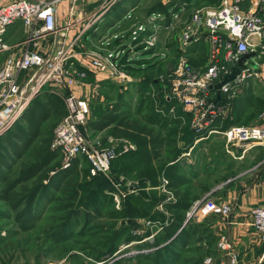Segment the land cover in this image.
I'll return each instance as SVG.
<instances>
[{"label": "built area", "instance_id": "1", "mask_svg": "<svg viewBox=\"0 0 264 264\" xmlns=\"http://www.w3.org/2000/svg\"><path fill=\"white\" fill-rule=\"evenodd\" d=\"M61 1L67 2L66 21L59 25L56 14ZM87 1L95 0H10L0 3V53L8 48L3 33L15 20H19L25 30L26 45L32 43L38 46L39 38L52 35L48 42L50 47L48 43L46 47L42 46V53L25 48L19 54L3 59L0 67V135L11 128L43 86L52 85L56 93L62 95L64 104V113L54 125L50 139L51 148L57 149L62 156V167L80 155L87 159L90 174H104L118 153L112 146L88 145L85 134L80 130L88 114V103L85 97L76 95L74 89L85 83L87 72L103 74L105 78H129L123 69L131 59L125 49L129 51L130 46L136 45L143 50L151 48L157 41V29L148 30L144 23L132 25L128 33L130 43L124 50L114 46L101 51L108 45V35L102 37L97 48L84 49L79 41L81 33L116 0H101L92 14L85 15L82 4ZM180 7L181 11L183 2ZM175 13L177 11H170L171 16ZM150 15L148 20L153 19ZM167 23L169 30L175 27L173 32L177 35L179 54L167 78L165 90L188 113L192 131L199 136L219 133L224 138L225 148L239 146L243 147V152L256 145H264V125L214 126V122L224 115L226 106L213 100L216 95L214 84L230 72V67H237L238 72L230 81L219 86V96L232 97L239 82L258 76L254 65L264 53V0H218L214 5L191 7L187 16L177 20V25L172 21ZM74 25L80 28L71 39H66L67 29ZM115 37L113 35L112 38ZM200 40L206 43L207 54L202 65L194 66L185 51L190 44ZM23 71L27 74L19 81ZM88 85L94 89L97 83H85L84 87ZM169 111H172L171 107ZM259 117L264 119V111ZM164 183L161 178V185ZM220 211L228 213L229 206L220 205ZM250 219V225L256 229L259 241L264 244V197L261 205L250 210ZM216 245L220 249L228 248L223 239ZM203 263L237 264V260L227 253L224 260L213 263L207 257Z\"/></svg>", "mask_w": 264, "mask_h": 264}, {"label": "rangeland", "instance_id": "2", "mask_svg": "<svg viewBox=\"0 0 264 264\" xmlns=\"http://www.w3.org/2000/svg\"><path fill=\"white\" fill-rule=\"evenodd\" d=\"M155 1L157 0H118L110 9L107 8L106 11L103 12L104 14H101L102 16L100 15L96 19L97 23L94 26H92L94 22L90 24L87 28L89 31L84 33L82 38L88 39L93 33L101 35L102 31L108 27L109 23L112 20L117 19L115 18L116 16L120 17L126 9L130 8L128 11V21H125L124 23L122 22L124 19L120 21L121 23L117 29L118 33H124L127 31L129 33V25L133 20L134 22L140 21L145 23L148 30L152 28L157 29L155 33L157 41L154 42L155 44L151 48L143 50L138 45L135 47L130 46L131 49L127 47L131 51L128 56L131 58L130 62L132 61V67L142 69L155 63L156 66L150 67L152 69L151 72L157 79L161 80L173 69L176 57L179 54L177 48L175 51L174 42L171 40V33L174 31L175 27H172L169 30L167 22H176L177 25V20H181L184 13L181 12L180 14L179 11L172 16L170 12L169 14L163 12L158 14L153 13L150 15L153 19L148 20L149 14H146V11ZM164 1L167 3L171 0ZM200 1L203 0H198V2ZM118 13L121 14L117 15ZM79 28L80 26H78L77 29ZM22 30L26 37L23 27ZM95 40L96 39L94 37L92 38V36L89 39V41H92L93 43ZM124 40V37L119 39L121 42ZM198 42H202V40ZM195 45L196 46H194L193 49L194 61H198V59L200 61L203 57L204 51L201 44ZM119 46L122 50L126 48V45L123 46V43H120ZM150 49L152 51L146 52ZM128 76L129 78H124L122 80L104 77V80L101 81H104L103 84H97L94 89H91L90 85L82 89L80 96L85 97L87 100L88 114L84 119L80 130L85 134L88 145H99L100 147L112 146L118 155H123L135 150V145L132 142L120 138L112 139L107 135V131L96 133L89 131L87 129V123L90 119L94 118L91 109L95 110L98 108L99 110L105 107L107 108L108 106L112 107L114 103H119L121 101L123 107L122 111H127L132 114L133 117H137L140 120L149 116L147 105L150 100L154 101L153 105L155 110H160L156 103L157 99L155 97L158 95V90L155 89V86L149 85L147 87V84L139 82L141 79L140 75L133 76L128 74ZM84 85L85 83L80 86L82 87ZM47 86L56 91L54 86ZM60 97H62V95ZM142 100L144 103H142ZM139 103L142 104L139 105ZM91 106L94 108H91ZM138 107L139 109H137ZM131 111H137L139 114H133ZM20 117L17 119L18 123L20 126H24L25 120L23 117ZM243 117L246 120V123H253L252 125H254V123L257 124L252 116L246 114ZM51 120L52 119H48L45 121L42 127L47 128L49 123L52 122ZM169 129H171L170 126L164 127L161 129L160 133L165 135L167 131H170ZM188 129L192 131L189 126V117L186 118L183 116L176 133H173L169 136V139H167L168 143L164 146L162 154L167 162L170 160H176L178 162L182 161V164L185 165V167H191L190 172H192V175L186 173L189 181L184 187L190 194L191 202L189 207L183 212L180 221L174 223L159 203L154 205L153 210L151 209L147 212L148 214L146 215H151L152 217L146 215L134 218H128L127 216L125 218L115 217L116 215H114V212L121 208V199L123 197H119L117 193H114L111 197L113 205L111 206L109 202L105 201L100 207L101 213H94L93 210L89 208L88 210L81 212L78 216L74 215L75 213L71 215L69 213V216L67 217L68 212L53 211L52 207L54 206V203H47L39 217L34 221L33 225L22 228L19 227L18 223L13 219V212L0 203V264H100L101 262H97L95 257L105 253L106 247L109 245L113 247L116 246L117 248V250L112 253V255L115 254L114 259L120 256L135 255L136 253L154 249L155 245H151V248L148 249H144L143 247L138 249L136 244L140 241L151 242L153 239H160L157 238L159 232L169 224L168 236L164 239H168L170 236L171 238L169 239H172L187 225L186 232L191 234L189 245L182 248L184 250H180V252L178 251L181 257L177 264H191L192 260H195L196 258H199L198 264H204L203 260L207 257H210L212 260V251L211 253L204 252L200 250L199 247L205 245L207 239H212V243H215L217 239H225V234L222 232L223 229L218 226L223 224L230 214L232 210V200H234L231 196L226 197V191L228 190L226 188L230 185L236 188L241 187V182L237 179L239 177H233L232 175L239 173L244 169L245 172L247 170H252L255 164L253 163L248 166L245 164L241 165L237 163V159H240L246 151L257 145L244 152L241 151L243 147L241 148L239 146L225 148L224 138L219 133L200 136L197 134V137L194 135L191 144L187 145V138H189V135L187 134ZM8 130L0 135V142L3 141L1 139H3V136L6 133H8ZM261 146H263L264 149V145ZM228 150L230 151V154L228 153ZM57 152V167L67 168L68 165L62 167L63 159L60 152L58 150ZM78 156L79 158L77 160L79 161L80 169L84 171L88 170L89 173L87 159L84 156L80 157V155H77L76 157ZM182 164L180 165V168L183 173ZM14 168L15 165L12 169ZM95 174L89 173V175ZM104 175L110 180L113 179L112 177L115 173H112L111 166L108 167V170ZM121 175L125 177L124 181H127L124 185L133 182L135 177L133 176V173L121 174L119 172V176ZM120 183L121 181L119 180L115 182L113 181V184L117 187ZM246 184L247 182L244 180V186H246ZM164 187V184L162 186L160 183L152 188L157 190L158 195L164 197L168 195L167 190H165ZM147 188L148 186L145 187V189ZM120 191L123 192L122 189H120ZM84 195L85 194L82 196ZM89 196L90 195L87 197ZM96 200H98V198H95L93 201ZM262 203L263 201L259 202V204L250 206L246 215H249L250 218V210ZM222 204H227L229 206L228 213L223 214L220 211V205ZM77 207H82V205H79L78 203L75 205L73 204V209ZM53 216H55V220L50 219V217L52 218ZM66 217L67 219L65 221H67L68 225L64 227L63 232H61L59 236L52 235L50 233V227L64 222ZM205 224L207 226H205ZM250 227H252V231L256 236L255 239H258L259 241L256 229L252 225H250ZM197 228L198 230H196ZM192 231H196V234ZM119 235H122L123 237L126 235H137L138 237L140 236V239L142 240H133L127 244H125L123 240L116 242L115 239H119ZM189 257H192V259ZM225 258L226 257H222L216 262L224 260ZM114 259L112 257L109 261H113ZM212 262L216 263L213 260ZM101 264H106V262ZM123 264H133V260H125ZM134 264H147V262H137Z\"/></svg>", "mask_w": 264, "mask_h": 264}, {"label": "trees", "instance_id": "3", "mask_svg": "<svg viewBox=\"0 0 264 264\" xmlns=\"http://www.w3.org/2000/svg\"><path fill=\"white\" fill-rule=\"evenodd\" d=\"M181 2H183L182 11H180ZM217 2V0H203L200 2L198 0H171L165 3L157 0L151 5L152 8L150 7L146 11V14L161 12L169 14L170 10H176L177 12L180 11V14L183 12V17H185L191 7L214 5ZM172 33L176 34L175 32ZM173 42L175 48V39H173ZM150 51L152 50L146 52ZM193 59L192 57L189 58L190 64L196 66L200 64L199 59L198 61ZM154 66H156L155 63H152L148 67L137 69L127 65L123 69L133 76L140 75L139 82L147 84V87L149 85L155 86V89L158 90V95L155 98L157 99L156 103L158 109H160L159 111L155 110L154 101L152 100L147 105L149 116L143 120L133 117L127 111H122L121 101L114 103L112 107L108 106L99 110L98 108L91 109L94 118L87 123L89 131L93 133L107 131L110 138L126 139L135 145V150L123 155L117 154L110 161L109 166H111L112 173H115L113 179L111 178L112 180L101 173L89 175L88 170H81L77 160L79 156L72 159L67 168L57 167L58 152L56 149L51 148L50 139L54 124L64 113V104L59 97L43 93L25 112L23 117L25 125L20 126L17 120L11 126L8 133L1 139L3 141L0 142V203L13 212V219L19 227L33 225L47 203H54L53 211L68 212L67 217L69 213L70 215L75 213L74 215L78 216L89 208L94 213H101L100 207L105 201L109 202L111 206L113 205L111 197L114 193H117L119 197H123L121 208L117 211L114 210L115 217L125 218L127 216L128 218H134L146 215L149 210H153L154 205L159 203L174 223L182 219L183 212L191 202L190 194L184 188L189 181L186 173L192 175V172H190L191 167H185L182 161L170 160L167 162L162 154L164 146L168 143L167 139L170 135L176 133L182 117L187 118L189 115L169 97L167 90H165L170 71L164 78L159 80L151 72L150 67ZM103 82H100V84H103ZM213 100L220 105L223 103L221 95L217 98L216 95L213 96ZM142 103H144L143 100ZM142 103H139V105ZM170 107L172 108L171 112L169 111ZM91 108L94 107L91 106ZM227 108L228 104L224 115L214 122V126L225 128L231 124H239V117H230L229 113H226L228 112ZM132 113L139 114L137 111ZM48 119H52V122L49 123L47 128H43V124ZM167 126H170V131L162 135L160 133L161 129ZM187 134L189 135L187 145H190L194 135L197 137V134L189 129ZM181 164L183 173L180 168ZM12 165H15L14 169H12ZM119 172L121 174L133 173V176H135L133 182L124 185L127 181H124V176H119ZM161 178L165 180L164 189L167 190L168 194L164 197L158 195L157 190L152 188L161 183ZM118 180L121 181L119 188L113 184V181ZM146 186H148L147 189H145ZM81 191L85 194L84 196H82ZM88 195L90 196L87 197ZM95 198H98V200L93 201ZM76 203L82 205V207L73 209V204ZM146 216L152 217L151 215ZM67 217L64 222L50 227L52 235L59 236L63 232L64 227L68 225L65 221ZM50 219L55 220L56 218L53 216ZM169 226L170 224L159 232L157 238L160 239H153L151 242L140 241L142 239L137 235H126L124 237L119 235V239H115L116 242L123 240L125 244L133 240L140 241L136 244L138 249L140 247L148 249L151 248V245H155L154 249L114 259L115 254L112 255V253L117 248L109 245L106 247V252L95 257V260L101 263L106 262V264H123L125 260H133V264L137 262L177 264L181 257L178 251L184 250L182 248L189 245L191 234L186 232L187 225L172 239H169L171 236L164 239L168 236ZM205 226L207 225L205 224ZM133 237L135 239H127ZM213 244L212 239H207L206 244L199 248L204 252L211 253ZM112 257L114 260L109 261ZM189 258L192 259V257ZM198 262L199 258H196L192 260L191 264H198Z\"/></svg>", "mask_w": 264, "mask_h": 264}, {"label": "crops", "instance_id": "4", "mask_svg": "<svg viewBox=\"0 0 264 264\" xmlns=\"http://www.w3.org/2000/svg\"><path fill=\"white\" fill-rule=\"evenodd\" d=\"M8 1L10 0H0V3H5ZM117 1L118 0H116L109 7V9ZM100 2L101 0H95V1H87L86 3H83L82 4L83 13L85 15L92 14V12L97 9ZM162 2L164 1L162 0ZM66 6H67L66 1H61L59 5L57 6L56 16H57V21L59 25H62L66 21V16H65ZM129 10L130 8L126 9L122 14L120 13L121 15L118 13L117 15H120V17L116 16L115 18L117 19L112 20L109 23L108 27L102 31L101 35L100 34L98 35V33L91 34L90 37L91 36L92 38L94 37L96 39L95 42L97 41L96 43L94 42L95 44L92 41L91 42L89 41L90 37L88 39L82 38L84 33L88 32L89 29L81 33L80 39H79L81 43L80 45L83 46L84 49H92V48L95 49L97 48L99 43L103 40L102 37L106 35H108L110 39H109L108 45H105L101 49V51H104V48L108 49L114 46L121 48L119 46L120 43H123L125 45L130 43L128 31L124 33L117 32L118 31L117 29L121 23L120 21L122 19H124V21H122L123 23L125 21H128L127 18H129V13H128ZM96 19L94 20V23L92 26H94L97 23ZM133 22L129 25L130 27L137 23H143L140 21L134 22V23ZM77 28H78V25H74L68 28L65 33V38L71 39L76 34L78 30ZM113 35H116V37L112 38ZM24 37H25V34L23 33L22 25L19 20L13 21L10 25L6 27L3 33V39L5 43L7 44L8 48L7 50L0 53V67L2 65L3 59L6 56L17 55L21 51H23L25 48L29 50H34L37 53H42V46L46 47L47 43L51 41L52 39V35L41 37L38 39L39 45L35 46L32 43H28L26 45ZM123 37L125 38V40L123 42L119 41V39ZM176 38H177V35L174 33H171V40L176 39ZM195 44L197 45L201 44L203 51H204L202 59L198 61L200 64L197 66H200L205 62V58L207 54V47L204 41L190 44L186 48L185 54L187 55L188 60L191 57L194 58L193 49H194V46H196ZM48 47H50L49 43H48ZM175 48H177V45L175 46ZM124 52L126 54L127 53L129 54L131 51L130 50L128 51L127 49H125ZM131 62L129 61V66H132ZM254 66L258 71V76L247 77L243 79L241 82H239L236 93L230 98H227L225 95L221 94V98L223 99L222 105L224 104L226 106L228 104V108H227L228 112L226 113L227 114L229 113L230 117L238 116L239 124H244V125L253 124V123L245 122L246 120L244 119L243 116L248 114L249 116H252L253 119L256 120L257 124L254 123V125H260V124L264 125V119H261L259 117V114L262 112V110L264 111V60L260 63H257V65H254ZM26 74H27V71H23L22 73H20L18 80L19 81L23 80ZM103 78H104L103 74H99V73L94 74L91 72H87L86 78L84 81L85 83L96 82L97 84H100V82L104 80ZM84 88H85L84 86L83 87L76 86L74 89L75 94L80 96L82 89ZM43 93L53 94L61 99L60 95H58L56 91H54L52 88L45 85L33 97V99H31V102L25 108L20 118L24 117L25 112L28 110V107L35 100H37ZM224 99L226 100L224 101ZM237 160H238L237 163L241 165L245 164L248 166L254 163L255 166L252 170H249V171L247 170L245 172V169H244L243 171L232 175L233 177H239L237 179H239V181L241 182V187L236 188L230 185L228 188H226L228 189L226 191V197L231 196L234 198V200H232V210L230 214L228 215V217L225 219L224 223L218 227L223 229L222 232L225 234V239L223 240L228 245V248L226 249L218 248L216 244L218 241H220V239H217L211 249L213 253L212 260L216 262L220 260L222 257H226V254L228 253V254L234 255V257L237 260V264H264V244L258 241V239H255L256 236L254 232L252 231V227H250L249 215H246V213L250 209L249 207L253 206L254 204H259V202L263 201V197H264V149H263V146L258 145L252 149H249L243 154V156L240 159H237ZM244 180H246L247 182L246 186H244Z\"/></svg>", "mask_w": 264, "mask_h": 264}, {"label": "water", "instance_id": "5", "mask_svg": "<svg viewBox=\"0 0 264 264\" xmlns=\"http://www.w3.org/2000/svg\"><path fill=\"white\" fill-rule=\"evenodd\" d=\"M264 60V53L260 55V58L257 60V63H260ZM238 72L237 67H230V72L226 75H224L216 84H214L213 88L215 89L216 92V97L219 96V86L223 84L224 82L230 81L234 75Z\"/></svg>", "mask_w": 264, "mask_h": 264}]
</instances>
